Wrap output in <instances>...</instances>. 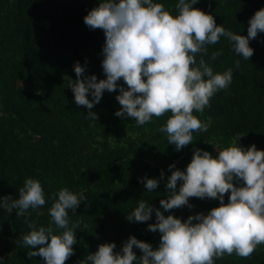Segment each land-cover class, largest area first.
<instances>
[{
	"label": "trees",
	"instance_id": "1",
	"mask_svg": "<svg viewBox=\"0 0 264 264\" xmlns=\"http://www.w3.org/2000/svg\"><path fill=\"white\" fill-rule=\"evenodd\" d=\"M99 2L0 0V197L18 199L19 188L27 178H33L41 183L46 200L43 207L29 209L31 214L23 217L16 215L17 209L10 215L0 208V264H44L39 256H27L40 246H24L22 237L31 230L25 219L35 221L38 227L49 226V209L62 188L86 197L75 214L69 211V227L73 223L79 227L75 229L74 255L65 264H78L104 243H115L114 251L119 252L130 236L155 249L160 234L147 230L156 222L155 212L145 223L126 219L139 200L147 201L165 217L173 215L182 221L219 206L215 199L189 198L191 208L165 212L159 201L166 199L169 191V165L184 171L194 149L215 158L216 151L243 135L240 146L247 149L254 144L264 151V33L250 41L254 54L249 61L237 56L225 37L206 46L209 55L204 59L213 73L231 68L233 79L227 89L211 98L210 107L202 113L193 112L208 130L194 132V143L180 151L168 144L166 133L158 131L171 113L137 126L133 119L114 115L120 110L115 99L118 91H105L91 110L76 105L65 78L77 79L76 62L85 67V76L106 79L101 66L104 33L83 22ZM153 2L163 3L173 16L178 14V0ZM193 7L213 15L218 26L247 36L248 20L264 8V0H199ZM219 50L222 55L211 59V53ZM118 83L127 90L122 79ZM88 99L91 101L90 95ZM88 111L98 118H87ZM144 178L157 179L158 187L148 192ZM224 202H228V194ZM52 226L54 234L63 233L64 229ZM133 251L138 258L142 255L135 247ZM215 264H264V245L248 259L225 255Z\"/></svg>",
	"mask_w": 264,
	"mask_h": 264
},
{
	"label": "clouds",
	"instance_id": "2",
	"mask_svg": "<svg viewBox=\"0 0 264 264\" xmlns=\"http://www.w3.org/2000/svg\"><path fill=\"white\" fill-rule=\"evenodd\" d=\"M198 2L178 0L175 5L178 14L173 16L163 3L153 0H100L83 22L104 33L101 66L106 79L98 81L95 75L85 76V67L76 62L73 70L77 79L72 81L65 76L75 104L91 110L105 91H118L115 99L120 110L115 116L128 117L137 126H143L152 122L153 117L171 113L158 131L167 134L168 144L174 145L176 151L193 144L194 132L208 130V125L193 112L202 113L210 107L211 98L227 89L233 79L231 68L213 73L204 59L209 55L206 46L225 37L232 51L249 61L254 54L250 41L258 33H264V8L248 20L247 36H243L218 26L213 15L194 8ZM220 55L222 50L214 51L210 58L215 60ZM234 64L239 68L240 61ZM121 79L127 90L119 85ZM86 117L92 121L98 118L91 111ZM243 136L216 151L215 158L207 151L194 149L184 171L169 165L171 175L166 183L169 191L167 198L159 201L165 212L191 208L189 198L215 199L219 201L218 207L206 215L198 213L182 221L173 215L165 217L147 201L139 200L126 219L145 223L155 212L156 222L149 224L147 230L160 234L158 247L154 249L130 236L119 252L114 251L115 243H104L78 264H215L225 255L250 258L258 246L264 245V151L257 150L254 144L247 149L240 146L238 142ZM142 182L148 192L159 183L154 178H144ZM178 182L181 183L177 190ZM225 194H228L226 204ZM82 201H86L83 193L62 188L49 209V226L38 227L35 221L25 219L31 230L22 237L24 246L30 249L40 246L37 251H29L28 258L39 256L44 264H65L74 255L72 246L77 242L75 229L79 225L73 223L69 227V211L75 214ZM45 203L41 183L33 178L24 181L18 199L0 197V208L10 215L17 209L18 217L30 215L29 209L37 210ZM52 225L64 229L63 233L54 234ZM134 247L142 253L139 258Z\"/></svg>",
	"mask_w": 264,
	"mask_h": 264
},
{
	"label": "built area",
	"instance_id": "3",
	"mask_svg": "<svg viewBox=\"0 0 264 264\" xmlns=\"http://www.w3.org/2000/svg\"><path fill=\"white\" fill-rule=\"evenodd\" d=\"M179 184L181 183V182H178Z\"/></svg>",
	"mask_w": 264,
	"mask_h": 264
}]
</instances>
